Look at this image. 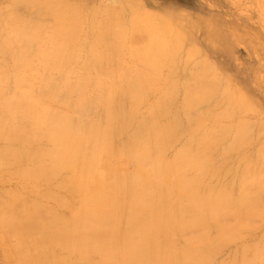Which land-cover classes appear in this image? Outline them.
I'll use <instances>...</instances> for the list:
<instances>
[{
	"label": "bare ground",
	"instance_id": "bare-ground-1",
	"mask_svg": "<svg viewBox=\"0 0 264 264\" xmlns=\"http://www.w3.org/2000/svg\"><path fill=\"white\" fill-rule=\"evenodd\" d=\"M20 1L34 8L32 18L9 12L10 8L0 15V142L6 143L0 151V177L5 174V182L15 177L21 184L19 192L5 189L0 197V238L6 249L1 248L10 259L21 264H57L70 258L82 264H209L221 246L243 238L246 234L242 233L256 224L254 219L264 218V203L250 199L264 189L263 137L255 159L248 160L238 176L237 200L228 199L235 195L232 190L230 196L227 191H216L213 196L212 187L205 184L212 174L205 161L212 145L232 134L229 153L248 141L249 127L243 118L239 121V106L238 111L232 110L237 116L231 117L238 121L234 126L224 122L230 118L224 115L226 110L223 117L206 110L195 112L187 125L195 139L166 159V149L179 134L174 130L177 114L172 120L168 117L170 99L178 87L169 77H162L163 85L158 86L161 69L173 64L174 50L181 43L169 23L157 24L161 17L154 23L157 16L151 21L138 18L139 14H131L138 17L124 23L118 15H110L88 24L93 35L82 45V37L81 44L78 41L84 23L77 6L63 0ZM83 53L81 65L92 74L85 68L80 74L83 66L78 76L66 73V67L72 69ZM126 56L133 67L126 63ZM170 65L169 70L174 68ZM199 72L193 80L189 78V85L182 86L181 113L187 117L219 89L208 73ZM50 73L59 75L58 84ZM151 95L155 100L149 105L146 99ZM56 105L83 115L93 105L103 116L90 123L77 122L78 118L70 120L67 110L60 112ZM142 107L145 116L140 115L133 132L113 147ZM42 141L49 148L36 149ZM192 144L197 149L194 154L188 149ZM128 165L134 167L131 173L124 172ZM26 182L43 187L54 183L52 191L54 187L69 190L78 203L66 204L63 194L54 196L55 191L46 187L47 191L36 192V198L27 201L28 196L25 199L22 194ZM40 198L51 200L56 210L67 208L70 217L63 218L61 210L56 214L50 205L43 207ZM211 229L216 232L214 238L209 236ZM178 237L185 238L187 245L176 246ZM250 246L240 251L238 264H264V238Z\"/></svg>",
	"mask_w": 264,
	"mask_h": 264
},
{
	"label": "rangeland",
	"instance_id": "rangeland-1",
	"mask_svg": "<svg viewBox=\"0 0 264 264\" xmlns=\"http://www.w3.org/2000/svg\"><path fill=\"white\" fill-rule=\"evenodd\" d=\"M63 2L77 6V11H79L82 14L81 24L82 23L84 24H82L81 26H82V29L83 28L84 29L82 30L80 26L82 33L80 35L78 44L80 43V40L83 39L84 42L82 43V45L83 44L85 45L86 42L87 43L89 42L90 36L93 35V34L90 35V31L88 30L90 28V27L88 28V24H90L91 21L92 23L90 24V26L94 24L95 22H99L97 20H104L110 15H118L119 18L122 21H124V23L129 21V19L132 17L137 18L139 16L138 18L144 17L145 19L146 17H148L147 19L153 21L152 18L157 16L154 18L155 19L153 21L154 23L158 22V20L162 18L161 21L159 20L160 22L157 24H162V25L166 24L165 26H168L170 24V28L172 27L171 29H173L174 32L177 31L176 34L178 35L179 42L181 43H179L180 46L174 50V54H173L174 61L172 64L173 66L170 65L169 63L167 67L165 65L163 66V68L160 71L162 74L159 75V77L161 78V81L158 83V86L161 87L164 82L162 77L166 79L167 77H169L170 80L172 79L171 81H174L175 83L174 85L178 87L177 92L173 95L174 97L172 96L171 97L172 99H170L171 100L170 101L171 102V108H170L171 114H169L168 117H169V120H172L173 119L172 117H175V115L177 114V117L179 116V118L181 119V120L179 119L180 120L179 121L177 117L174 118L175 120L174 122L177 123L174 130H176V132L179 134L177 138L173 140L172 143L169 145L170 148L167 147L169 151L166 149V152H165V156L167 157L166 159L173 158L172 156H174L176 152L178 153V151H181L183 148L185 149L188 146V144L192 142L191 141L192 138L195 139L194 138L195 136L189 135L188 126H187V125H191L190 118L193 116V114L196 115L198 111L201 110L202 112H204L206 110V112L210 111V115H212L211 114L212 112L214 116H220V117H223L224 115L230 116V118L224 120V122H228L229 125L224 122L223 124L226 127L230 126V124L231 126H234L235 124L238 123V121H237V118H235L237 116L236 111H233L234 113L233 116L235 115L236 116L231 117L233 114L232 110H234L235 108L237 110L239 106L238 110H240V112H237L239 113L238 114V117L240 118L239 121H242L241 118H243L244 121L247 122L248 127H249V129L247 128L249 130V131L247 130L248 131V141L244 143V145H242L239 149L236 148L235 150L230 151L229 153H226V151L232 144V140L234 139V137H232V134L229 133L230 135H226V138L224 137V139H222L221 141H218L217 144L215 143V145H212L214 147L211 148L212 150L207 154L206 156L207 158L205 160L208 163V166L209 167L211 166L212 168L211 170L212 174L208 175V177L206 178L205 184L209 186L210 188L212 187V190L214 191L212 193L213 196L216 193H220L221 191L223 192L227 191L226 194H228L230 193L229 192L230 190L234 191V192L231 191L233 193V194L230 193L231 195H234V194L236 195L237 191L239 190L238 189L239 188V184H238L239 177L238 176L240 175L242 168L243 169L245 168L244 166L246 165V162L248 160L255 159L256 154H257L256 152L259 150V147L261 148L260 142L262 143V141L264 140V134L261 133L262 136L260 134V129H262V127L264 129V0H63ZM132 2H134L135 4L133 5ZM131 4H132V7L134 8L132 7L127 8V5L131 6ZM29 5L30 4H27L20 0H0V15H2L5 12V10L10 8L8 10L9 12L17 11L16 14L18 13L17 14L18 16L32 18L34 8H31L32 6L30 5L31 6L30 7ZM108 8H110V10L113 9L112 14L111 12H109L110 10ZM104 9L105 10L108 9L107 11L110 14ZM142 9H144V11H146L147 13L144 12ZM104 11L107 14H104L105 13ZM143 13H146V14L143 15ZM131 14H134V15L139 14V15L131 16ZM156 18H159V19H156ZM95 19L96 21H94ZM79 25L80 24H77V28ZM85 29L88 31H84ZM179 33H181V36L179 35ZM126 45L128 46V44ZM188 53L190 55H188ZM84 54L85 53L81 54L82 57L80 55L79 59L81 58L83 59V61H85L84 59H85L86 54L85 55ZM0 59L2 58L0 57ZM79 59L72 63L73 64V66L71 65L72 69L70 66L66 67L67 71L65 72L69 73L71 76H74V75L78 76L77 74L79 73V71L85 68L84 65H81L82 64L80 62L81 59L80 60ZM125 61L127 64L129 63L130 65L129 67H131V65L134 64V63H131L132 60H130L129 57L127 56L125 57ZM168 62H170V60ZM7 63L8 65L10 64V62H7ZM74 64L79 65V67L75 66ZM169 65L172 66V68L174 67L173 69H171L172 71L169 70L168 68ZM9 66L11 67L12 65H9ZM9 66L6 65L5 67L9 69ZM80 66L81 67L83 66V68H80ZM166 68H168V70ZM138 69H141V68H138ZM83 71L85 72L87 71V73L89 74H92L93 72L91 69L86 70V68ZM83 71L81 70L80 74H82ZM169 71L171 72V75H168L170 73ZM198 72H199V75H202V76H205L207 75L206 73H208L210 78L207 76L206 77L209 79H213L215 84H217L216 83L217 81L219 84L217 85V87L219 86L218 87L219 89H217V92L211 95L212 97H210L208 102H205V104L203 103V105L200 107L198 106L196 108L197 110L195 109L191 111L190 112L191 116L188 115L187 117V115L185 116L184 114L181 113V105L183 101L182 86L189 85V83H191V80L189 78H191L192 76H194L195 78V74H198ZM53 74L54 75H51V73L49 74L50 77L52 76L50 79H53L54 82L58 84L59 80L57 76L59 75H57V73H53ZM194 78H191V79L193 80ZM214 78L216 80H214ZM176 82H177V85H176ZM9 88H10L9 86L6 88H4L3 86V90L7 91ZM153 99H154V95L147 97L146 100L149 102L148 103L149 105H151V102L153 103ZM147 101H145V104ZM147 105H144V107L147 108ZM53 107L55 108L57 107L59 109L58 111L60 112L64 111V113L67 110L65 115L69 117V119L71 118L70 120H73L74 118L76 120L78 118L77 122L81 120V122L84 121L83 123L85 122L90 123L95 120L97 121L98 120L97 118H99L100 120V118L103 116L101 115L103 114L102 111L99 108H96L95 106L93 107V105L89 106L90 108L87 107L88 115L87 114L83 115V114H78V113H73V112L70 113L71 111H69L68 113V108L66 107L62 108L61 106H57V105ZM92 107L94 109L96 108L95 110L97 112L92 111L94 110ZM142 108H140L138 112H135V114L137 115V117L136 116L135 118L133 117L134 118L133 121L135 122H133V124L130 125L131 127L130 126L128 127V129L124 132V135L122 134V137L120 136V138L117 139L113 147L119 146L124 141V139L133 132V130L135 129V127L133 126H136V124L138 125L139 120H141V116L142 117L145 116L144 114L146 113L145 112L146 108H144L143 110ZM175 110H176V113H174ZM201 111L199 113H202ZM222 111L225 112L224 115ZM206 112L205 114H207ZM93 114L94 116H91ZM76 116H79V117H76ZM85 116L89 119H87ZM89 116H91V118ZM183 117L184 118L186 117L187 121ZM176 118H177V121H176ZM191 120H193V118H191ZM244 121L241 123L246 125ZM258 134H260V136ZM262 137L263 139H261L260 141V138ZM5 144L6 143L0 142V146L5 145ZM41 144L40 145L36 144L35 148L36 146H40L38 148L43 149L44 147V149H47L50 146L49 143H46L44 141H42ZM193 145L194 144L191 145V148H188L191 154H194L197 151V149L196 151H194L196 147H194L195 145L194 146ZM46 146L47 148H45ZM0 148H2L0 149V151H2L3 146ZM124 168H126L124 169L125 170L124 172H127V173L130 171L132 172V170L134 171V167L131 165H128V167L124 166ZM215 171H217V173H215ZM65 174L66 173L63 172L60 175L58 181H60L61 178L64 177ZM2 175L3 177L2 176L0 177V182H1L0 183V188H1L0 197H3L2 195L5 189L6 191H8L10 188V191L12 190L15 192H17L19 189L21 190L20 180H18L15 177H12L10 180H8L9 182L8 181L5 182L6 181L5 174H2ZM27 184L28 185L23 187V191H22L23 196L25 195V199L28 198L27 201H30L31 199L33 200L34 198H36L37 196L35 195L36 192L37 194H40L42 191H43L42 193H44V189L46 191L47 189L48 191L49 190L52 191L53 187L51 186V184L54 186V183L47 184L44 187L34 184V186L36 187L35 188L31 183L30 184L27 183ZM263 190L264 189L259 190L260 193L257 190L255 193H258L259 196L258 195L253 196L254 194L253 193L250 196V199L259 200L264 203V198H263L264 192H262ZM53 191H55V193ZM53 191L52 192L55 194L54 196L61 197V195L63 194L64 196L62 195L63 197H61V199L66 200L67 201L66 204H68V202H70L69 205L70 204L76 205V203H78L77 201L78 197H76L75 194H71L69 190L65 189L62 191L61 190L57 191L54 187ZM66 191L68 195L65 193ZM56 192H59V193H56ZM48 193H50V195L53 194V193L51 194V192H48ZM230 194L228 195L230 196ZM234 196L233 197L230 196L228 199H232L233 201V199L235 200L237 197H239V195H236L235 197ZM72 198H73V201H72ZM44 199L39 200L41 201L40 204L44 205V206L43 205L41 206L46 208L50 205L52 208L48 207V209L51 208L53 210V208H55L53 210L55 211L56 205L51 200L50 201L52 203L49 200H46V199L44 200ZM255 200H253V202ZM45 202H46V205H45ZM255 203L256 205L258 204L257 206H259L258 201H256ZM263 203L260 206H262ZM63 208L64 207H62V209ZM62 209L57 208L55 213L58 214L57 212L61 210L60 215H62L63 218L64 216L65 218L66 217L69 218L71 214L70 210H68L67 208L63 210ZM256 219H254L255 221L254 220L253 221L256 222L258 226L254 224V222H252L255 226L253 225L251 227H254V228L252 229L250 227V229L248 228L249 232L245 230L244 232L246 233L244 232L242 233L244 235L246 234L247 236L246 235L245 236L243 235L244 237L240 236L243 238L241 239L237 238L238 239L237 241H233L231 243L228 242L224 244L225 246H221L223 247V249L220 247L215 252V255H216V256L214 255L215 259H213L214 258L213 256V258H211L213 262L209 264H219V263L238 264L237 261L240 258V255H239L240 251L242 249H246L245 246L248 247L251 245L249 247L251 248L253 247V245L257 246L259 242L263 241L264 223L262 222H264V218H260V221L259 219L258 221ZM213 230L211 229L209 233V236L211 238L215 237L214 234L216 232L215 230L214 231ZM209 238L208 240H212ZM181 239H183V241ZM174 241L176 242V238ZM2 242L5 244V241H3L0 238V264H21L17 262L14 258L10 259L5 254L7 252L6 250L3 251V248H1V247H4V244ZM186 242L187 241L185 240V238L178 237L176 246L183 247L182 245H184V243L186 244ZM221 249L222 251H220ZM237 257L238 259H236ZM7 259H9L11 262L9 260L7 261ZM72 259L73 258H70V261L68 259L60 263L61 264H65V263L66 264L68 263L69 264L71 263L72 264H82V262L81 263L71 262ZM232 259L234 260L236 259V262Z\"/></svg>",
	"mask_w": 264,
	"mask_h": 264
}]
</instances>
